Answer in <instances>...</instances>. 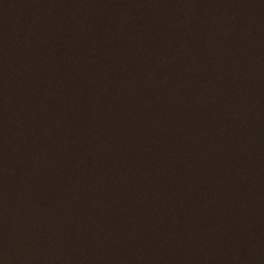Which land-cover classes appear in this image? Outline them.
<instances>
[{
    "label": "water",
    "instance_id": "obj_1",
    "mask_svg": "<svg viewBox=\"0 0 264 264\" xmlns=\"http://www.w3.org/2000/svg\"><path fill=\"white\" fill-rule=\"evenodd\" d=\"M0 264H264V0H0Z\"/></svg>",
    "mask_w": 264,
    "mask_h": 264
}]
</instances>
